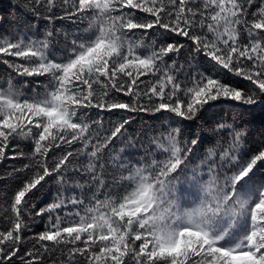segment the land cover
<instances>
[{"label":"snow or ice","instance_id":"obj_1","mask_svg":"<svg viewBox=\"0 0 264 264\" xmlns=\"http://www.w3.org/2000/svg\"><path fill=\"white\" fill-rule=\"evenodd\" d=\"M22 11L0 33V164L21 161L0 264H264V0Z\"/></svg>","mask_w":264,"mask_h":264},{"label":"trees","instance_id":"obj_2","mask_svg":"<svg viewBox=\"0 0 264 264\" xmlns=\"http://www.w3.org/2000/svg\"><path fill=\"white\" fill-rule=\"evenodd\" d=\"M25 3V0H0V17L5 18V23L0 25V33L6 34L7 30L9 29L10 25L7 23V21L13 20L19 15L21 19H24V12L22 11V6ZM18 5L20 7H18ZM6 69L3 65H0V73H3ZM261 120H264V116L261 115V113H257V123H259ZM151 124L152 121L148 119L146 116H142L137 119V123L133 125L134 128H139L142 126L143 123ZM131 131V129H130ZM159 132H152L150 135H158ZM203 135H206L208 139L205 142L204 151H207L209 148L216 147V143L219 140L221 143H223L222 137L225 136L224 132H213L211 131V126H206ZM21 147H25V150H27L25 146V142H21ZM119 147V145H117ZM21 161L19 160H8L4 164H0V175L3 174V172L8 169L10 170L12 165H19ZM14 186L13 182L7 178H0V193H3L4 190L11 189ZM49 190L46 189L45 193H47ZM51 193L55 194V188L50 189ZM52 196L47 195V198L45 199V202H50ZM6 207V205H4ZM43 224L39 225L38 227L33 229V233L42 231ZM26 247H31L30 243H25Z\"/></svg>","mask_w":264,"mask_h":264}]
</instances>
